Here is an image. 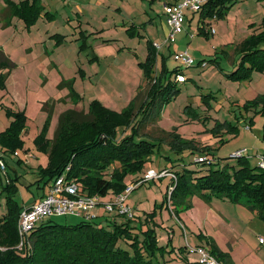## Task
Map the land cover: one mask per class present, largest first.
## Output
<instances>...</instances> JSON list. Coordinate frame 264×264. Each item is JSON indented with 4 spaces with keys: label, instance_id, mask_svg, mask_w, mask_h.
I'll return each instance as SVG.
<instances>
[{
    "label": "rangeland",
    "instance_id": "374dc122",
    "mask_svg": "<svg viewBox=\"0 0 264 264\" xmlns=\"http://www.w3.org/2000/svg\"><path fill=\"white\" fill-rule=\"evenodd\" d=\"M4 2L0 0V41L8 40L9 51L11 48L16 50L19 61L15 62L14 68L6 67L0 71L1 76L10 70L5 75L4 84L0 81V131L10 125L6 109L17 110L18 106L27 103L29 119L24 138L30 154L19 149V156L5 155L7 169L0 172V192L2 185L10 181L15 183V200L20 207L29 206L48 193L49 184L44 185L42 181L41 185L38 184L37 177L41 168L49 167L50 157L39 151L35 144L36 136L48 120V112L55 106L50 132L53 137L61 112L77 107L80 110L87 108L84 113L88 114L90 103L97 99L109 112L121 116V122L114 128L115 139L136 134L139 139L158 143L144 170L125 176L126 187L122 193L126 194L130 215H116L104 209V204L115 197L110 192L101 196V204L93 210L95 215L99 214L98 222L109 225L108 220L112 218L118 222L130 220L142 238L143 231L153 228L158 247L153 258L160 264H203L196 249L210 250L214 246L223 252L234 253L242 264H264V219L257 211L219 196L206 199L198 194L192 195L188 198L190 206L181 204L180 197L172 202V186L167 202L169 176L163 174L148 180L145 176L150 169L160 173L163 168L179 161L197 170L202 168L199 174L207 172L210 166L193 162L192 156L199 153L189 154L190 149L202 153L210 151L209 156L215 159L213 168L222 167L226 162L237 164L239 157L234 153L243 149L247 151L252 167L259 164V156L264 154V70L253 69L246 78L239 79L229 78L227 74L240 62L247 46L245 38L260 34L264 29L243 24L239 28L234 24L223 38L225 42H219L215 34H199L196 19L189 25L187 10L183 32L163 49L169 68L183 67L186 79L179 82L172 75L174 84L171 89H164L165 98L161 105L140 107L147 92L158 83L155 78H150L142 61L149 52L148 34L158 40L153 42L159 48L166 37V33L163 34V4L167 0H42V4L55 15H44L45 10L31 34L25 30L22 21L15 29L17 19L13 24L5 25L1 19L5 12ZM255 3L259 5L250 6V9L259 17L260 6L264 5ZM80 9L82 13H79ZM238 11L234 8V12ZM46 29L49 30L46 35L50 38L47 41L49 53L36 58L35 52L31 59H27L26 56L31 55L28 48L36 40L35 32H45ZM156 30L160 31L161 38L155 35ZM56 33L64 35L59 47L55 45L59 38ZM53 34L52 39L50 35ZM0 48L9 56L6 46L0 45ZM159 48L156 46L158 53ZM184 51L194 59L191 66L176 58ZM158 57L161 60V55ZM18 64L22 66L20 71H17ZM161 65L162 60L159 67L163 68ZM25 66L27 79L23 70ZM160 73L154 71L153 76ZM7 82L8 90H5ZM140 92L141 98L136 104L134 99ZM176 135L190 143L191 148L184 151L182 159L171 144ZM119 165L116 163L113 167ZM165 171L169 173V169ZM138 178H143L142 185L135 182ZM78 182L83 185L82 181ZM128 187L132 189L127 192ZM173 207L178 208V217L172 212ZM6 213V198L2 195L0 217ZM48 219L76 224L82 218L56 215ZM121 244L127 245L125 241ZM22 245L20 241L15 247Z\"/></svg>",
    "mask_w": 264,
    "mask_h": 264
},
{
    "label": "trees",
    "instance_id": "16d2710c",
    "mask_svg": "<svg viewBox=\"0 0 264 264\" xmlns=\"http://www.w3.org/2000/svg\"><path fill=\"white\" fill-rule=\"evenodd\" d=\"M5 2L3 17L18 16L29 28L37 23L44 12L41 0ZM231 3L232 0H209L200 11V17L203 20L214 16L222 17ZM45 14L49 17L54 15L49 12ZM59 37L63 39L62 35ZM244 41L247 46L236 68L227 74L229 78H246L253 69L264 70V30L260 34H252ZM148 50L149 54L142 66L146 67L150 78H155L158 83L147 92L140 107L152 108L161 105L165 98L164 89H171L173 86L172 75L176 76L183 71L180 67L171 70L163 65L161 73L154 77L157 50L151 41L148 42ZM14 66L11 58L0 48V69ZM9 72L1 73L2 84ZM140 98L141 92L134 99V103L137 104ZM129 113L127 114L130 117ZM6 115L12 120L0 132V150L13 153L25 146L22 135L27 116L24 111L11 108L6 109ZM51 117L49 112L48 120L35 138L38 150L50 157L49 167L41 168L38 174V184L42 181L44 185H48L66 171L67 179L77 182L81 191L88 195L105 196L110 192L120 194L126 187L125 176L144 170L146 162L156 151L155 146L158 143L145 138L139 139L136 134L120 140L115 139L114 128L121 122V116L109 112L97 99L90 103L88 114L74 109L62 112L55 137L50 141L47 132ZM171 142L175 153L180 156L179 159L183 158L186 149L191 148L190 143L179 135L174 136ZM189 151V154L199 153L192 156L193 162L210 168L199 174L202 168L197 170L189 167L188 163L179 161L160 170L168 168L173 173L167 175L170 179L165 196L167 202L172 186V202L180 197L181 204L190 206L191 200L188 198L192 195L198 194L206 199L219 196L248 206L264 219V168L260 164L252 167L249 158L244 155L239 157L237 164L226 162L222 167L213 168L215 159L209 156L210 151ZM199 157H205V160L197 162L195 159ZM116 163L120 164L119 167H113ZM142 179L138 178L135 182L142 185ZM78 181H82L83 185ZM2 195L6 198L7 213L0 217V264H160L153 258L158 249L155 230L148 228L143 231L142 238V234L136 231L138 228L130 220L118 222L115 218L108 220L109 225L96 219L82 218L76 224H63L46 219L24 238L22 247L16 248L22 241L18 220L23 207L15 200V183L10 181L7 185H2L0 197ZM172 212L179 216L178 208L173 207ZM121 241H125L127 245H122ZM210 251L224 264H235L231 255L221 251L219 247L214 246Z\"/></svg>",
    "mask_w": 264,
    "mask_h": 264
},
{
    "label": "built area",
    "instance_id": "2783aa9c",
    "mask_svg": "<svg viewBox=\"0 0 264 264\" xmlns=\"http://www.w3.org/2000/svg\"><path fill=\"white\" fill-rule=\"evenodd\" d=\"M208 1L209 0H178L174 3L165 4L164 12L171 28L166 41L174 40L176 34L183 30L187 10L198 13ZM214 18H216V16H214ZM210 31L214 32L215 29L210 27ZM156 46L159 48L158 44H156ZM187 52L188 51H184L177 54L176 58L180 59L186 66H191L194 59L189 56ZM175 79L180 82L185 80L186 76L179 73L175 76ZM246 154L247 151L243 149L234 153V156H247ZM204 158L199 157L195 160L200 162L204 161ZM259 158V164L264 168V154H261ZM6 169V161L4 158L0 157V171ZM163 171L157 173L156 170L150 169L145 175L146 179L148 180L156 176L161 177L163 174L173 175L170 171H168L169 173L165 170ZM131 189L132 187H128L127 192ZM100 198L101 196L99 195H88L82 192L77 182L67 179L65 171L62 175L50 182L48 193H45L40 199H37L29 206L23 207L21 210L18 220V230L22 239V244L24 238L36 227L37 224L52 216L75 215L87 220L95 219L97 215L93 213V210L97 205L101 204L99 202ZM125 199L126 194H117L110 203L104 204V209L108 212H115L117 215L118 213H125L129 216L130 211L126 205ZM196 251L201 254V263L203 264H224L206 248L199 247Z\"/></svg>",
    "mask_w": 264,
    "mask_h": 264
},
{
    "label": "crops",
    "instance_id": "0c3cea01",
    "mask_svg": "<svg viewBox=\"0 0 264 264\" xmlns=\"http://www.w3.org/2000/svg\"><path fill=\"white\" fill-rule=\"evenodd\" d=\"M5 1V0H4ZM13 1H15V2H19V1H21V0H13ZM176 1H178V0H167V2H165L164 4H163V14H164V16H165V20L163 19V27H164V32H163V34H164V36H165V33H166V37H165V39H164V41H163V43H162V45H161V47L159 48V53L157 52V58H156V60H155V66H154V71H156V72H160V70H161V68L162 67H159V63H161V60H162V65H166L167 66V68H169V65H168V60H167V58L165 57V53H164V47H165V45H167L170 41H166V39H167V36H168V34L170 33V26H169V24H168V22H167V19H166V15H165V12H164V5L165 4H167V3H174V2H176ZM255 1H257V2H259V3H261L262 5H264V0H232V3L230 4V5H228V11H226L225 10V12H224V14H223V16L222 17H216V18H206L205 20H203L201 17H200V12H198V13H195V14H193L191 11H187V14H190L189 16V19H188V21H187V17L185 16V19H184V24L186 23V21L188 22V24L190 25L192 22H191V20H194V19H196L197 20V27H198V33L199 34H201L200 32H203L202 34H205V35H209L210 33H212V34H215V38H216V40L217 39H219L218 41L220 42V40L222 41V42H225V41H223V38L226 36V34L227 33H230V27L232 26V25H234V26H239V28H240V25L241 24H243V25H246L247 27H249V28H253V29H255V28H262V29H264V7L263 6H260V8H261V10H262V12L260 13V15H259V17H257L258 16V14H256L253 10H251L250 9V6H254V5H259V4H257V3H255ZM41 2H42V0H41ZM4 4H5V6H6V2H4ZM156 4V1H155V3H154V5ZM43 5V4H42ZM234 5H235V7H234ZM96 6V8H97V5H95ZM236 6H237V8H236ZM43 8H44V11L46 10V12H49V14L50 15H53V13L50 11V10H48L47 9V7H45L44 5H43ZM234 8L235 9H238L239 11L236 13V12H234ZM43 12V11H42ZM82 13V10L80 9L79 10V13ZM239 12H242V14L240 15L239 14ZM236 13V14H235ZM186 14V15H187ZM235 14V16H233ZM263 14V17L261 18L260 16ZM42 15H43V13H41V15H40V17H39V19L42 17ZM55 15V14H54ZM53 15V16H54ZM197 15V16H196ZM243 16V17H242ZM259 18H261V20L259 19ZM1 19L5 22V25H9V24H13L14 23V20H16L17 19V21H18V23L15 21V25H16V30L19 28L18 26H19V24L20 23H24V21L22 20V18H19L18 16H10V17H7V18H4L3 17V13H2V17H1ZM38 19V20H39ZM22 21V22H21ZM152 21V20H151ZM38 22V21H37ZM154 23V21H152V24ZM259 24V25H258ZM192 25V24H191ZM24 26H25V30H27L28 31V33L29 34H31V33H33V31H32V28H33V26H31L30 28L29 27H27L26 25H25V23H24ZM233 26V27H234ZM210 27L211 28H214L215 29V31L214 32H211L210 31ZM183 30H184V28H183ZM183 30L181 31V32H179V33H182L183 32ZM159 32L160 31H157L156 30V36H158L157 38H161V35H159ZM49 33V30L48 29H46L45 30V32L43 31V30H38L37 32H35V36H36V40L33 42V44L28 48V51H30L31 52V55H29V56H26L27 57V59H31L32 57H33V55H35V52L37 53L36 54V58H41V56H43V55H47L48 53H49V47H48V45H47V41L48 40H50V38H46V35ZM151 33L154 35V33H153V31H151ZM179 33H177L176 34V37H177V35L179 34ZM60 35L59 33H56V35ZM61 35H63V34H61ZM54 36V34L53 35H50V37L52 38ZM64 36V35H63ZM192 36H193V34H192ZM191 36V37H192ZM251 36V35H250ZM45 37V38H44ZM176 37H175V39H174V41L176 40ZM249 37V36H248ZM248 37H246L245 39H247ZM53 39V38H52ZM64 39V38H63ZM63 39H61L60 37L57 39V42H56V47H59L61 44H60V42L59 41H61V40H63ZM148 39H149V41H151V42H153V40H156V41H158L156 38H154V37H151V35H149L148 34ZM228 42V41H227ZM153 44H154V42H153ZM221 44H223V43H221ZM0 45L1 46H6V50H7V54L9 55V57L11 58V60L14 62V64L16 65V63L15 62H18L19 60H17V57H16V50H14V49H12L11 48V50L12 51H9V49H8V40L6 41V40H1L0 41ZM39 47H41V48H39ZM156 47V46H155ZM38 50H40V51H38ZM28 51L27 52H25L24 54L26 55L27 53H28ZM225 51V53L226 54H229L230 55V53L229 52H227L226 50H224ZM20 54V53H19ZM148 54H149V52H148ZM147 54V55H148ZM158 55L160 56L161 55V60H159V57H158ZM24 56V55H23ZM49 56V60H50V57L51 56H53V54H51V55H48ZM143 62V61H142ZM161 65V66H162ZM15 67V66H14ZM13 67V68H14ZM176 67H180V66H176ZM21 68H22V66L21 65H17V71H20L21 70ZM180 68H182V71H183V67H180ZM170 69V68H169ZM23 70L25 71V74L26 73H28L27 71H26V66L25 67H23ZM0 71H1V69H0ZM182 74L184 73V71L183 72H181ZM27 78H29L28 77V74H26V79ZM5 90H8V82H7V89H5ZM15 102V101H14ZM49 102H53L52 100H49ZM22 104V103H21ZM27 108H28V105H27V103L24 105V104H22V105H20V106H18V108H17V110H15V109H13V108H11V109H13V110H15V111H24L25 112V114H26V116H27V123H28V119H29V117H28V114H27ZM54 109H55V106L53 107V109H51L49 112H51V114H52V116H53V111H54ZM73 109L74 110H76V111H78V112H82V113H84V112H86V110H87V108H85V109H82V110H80L79 108H77V107H73ZM49 112H48V114H49ZM62 113V112H61ZM8 117V116H7ZM60 117V116H59ZM9 118V117H8ZM9 119H11L12 120V118H9ZM11 122V121H10ZM58 124H59V119H58V123H57V125H56V128L54 129V135H53V137H50V132H51V130H52V126H53V118L51 117V122H50V125H49V129H48V132H47V137L49 138V140L51 141V140H53L54 139V137H55V134H56V131H57V128H58ZM8 127V126H7ZM6 129V128H5ZM4 130V129H3ZM2 130V131H3ZM27 131V124H26V127H25V129H24V131H23V139H24V141H25V138H24V134H25V132ZM1 132V131H0ZM25 144H26V141H25ZM23 150H24V152H25V154L27 155V154H30L29 153V151H30V149H27V147H26V145L24 146V148H22ZM19 150V149H18ZM18 150H16L15 152H13V153H9V152H7V151H3V150H1L0 151V157H2V158H4L5 159V155L6 154H10V155H17V156H19V152H18ZM40 151V150H39ZM44 153V152H43ZM6 161V160H5ZM168 169V168H167ZM1 172V171H0ZM169 183H170V181L168 182V185H169ZM49 184H50V182H49ZM48 186V185H47ZM43 196V195H42ZM41 196V197H42ZM213 197H215V196H213ZM242 204V203H241ZM244 205V204H243ZM99 215V214H98ZM98 215H97V217H98ZM102 215V217L104 216V214L102 213L101 214ZM97 217L95 218L96 220H97ZM99 218V217H98ZM231 254V253H230ZM231 257H232V259H233V261L235 262V264H242L241 263V261H239L238 260V258H236L235 256H234V253H232L231 254Z\"/></svg>",
    "mask_w": 264,
    "mask_h": 264
}]
</instances>
